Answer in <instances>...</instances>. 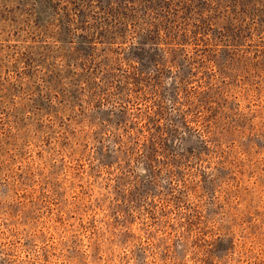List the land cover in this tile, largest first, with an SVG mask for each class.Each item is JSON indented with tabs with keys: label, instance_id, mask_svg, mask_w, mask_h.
Wrapping results in <instances>:
<instances>
[{
	"label": "rangeland",
	"instance_id": "rangeland-1",
	"mask_svg": "<svg viewBox=\"0 0 264 264\" xmlns=\"http://www.w3.org/2000/svg\"><path fill=\"white\" fill-rule=\"evenodd\" d=\"M73 1L0 0V264H264V0Z\"/></svg>",
	"mask_w": 264,
	"mask_h": 264
},
{
	"label": "trees",
	"instance_id": "trees-1",
	"mask_svg": "<svg viewBox=\"0 0 264 264\" xmlns=\"http://www.w3.org/2000/svg\"><path fill=\"white\" fill-rule=\"evenodd\" d=\"M95 1H98V0H95ZM108 1H109V4L107 6H100V8L102 9L103 13H106V16L104 17V19L109 23V25L106 26L107 23L104 22L101 25L102 28H99V30H96L95 33L94 32H89L88 34L87 33L83 34L84 42L88 43V45L91 44L94 41L92 39L93 35H95V38H97L96 35H98V34H101V35H103V37H105V35L102 34V33H104L103 31H105V32H109L110 31L111 32V29H115L116 28V24L115 23H120V20L123 19V17L130 16L129 14H126V12H124L123 9H125V8L134 9L136 7V6H134V3L135 4H140L143 0H129V2L133 3V4H130V5L127 4V2H125V0L123 2L121 0H108ZM145 1H146L145 7L148 10H154L158 1L163 3V8L166 7L167 4H168V6H171V2H168V0H145ZM227 1H231V2L234 1V3H236L237 6L242 4V5H244V7H246V11H243V9H240V11H236L235 12V14H236L235 17L234 16H231V17L227 16L226 17L227 21L231 25L234 26L235 25V21L239 20V16H237V15L242 14V13H246V15H247V13L249 11L248 8H247V6L249 4V0H204V5H205L204 9L205 10H202V11L203 12L204 11H211V9L215 8V7L212 6V3H214V2L216 4H218V6H220L221 3H224V2H227ZM73 3L77 7L75 20L78 19L77 21L80 23V25L81 24L82 25H87L86 22L88 20L85 19L86 16H87V10H86L87 8H86V6L87 5L91 6L92 2L87 4L88 2H86L85 0H74ZM158 6H160V5L158 4ZM81 7L85 8L84 15L81 14V11H82ZM240 7H242V6H240ZM163 8L161 7V9H163ZM90 10L91 9H89V11ZM79 19H80V21H79ZM70 21L72 22V18H71V20H69V24L68 25H66V24H63V25H64V31L71 34L72 30L70 29V23H71ZM82 27H83V29H85V28L87 29L89 27V25L82 26ZM158 32L160 33L159 28H158ZM118 33H119L120 36L123 35L120 32H118ZM70 34H68V36H62L63 37L62 40L66 41V42L72 41V40H70V37H71ZM170 35L171 34H169V36ZM237 36H239V35H237ZM115 37H117V36H115ZM115 37L114 36L110 37V40L113 41L112 39H114ZM160 37H162V36L159 34V37L157 39H159ZM54 81H57V80L55 79L52 82H54Z\"/></svg>",
	"mask_w": 264,
	"mask_h": 264
}]
</instances>
